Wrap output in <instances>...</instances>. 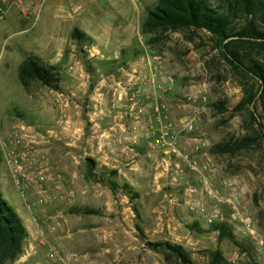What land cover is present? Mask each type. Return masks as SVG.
Listing matches in <instances>:
<instances>
[{
	"label": "rangeland",
	"instance_id": "374dc122",
	"mask_svg": "<svg viewBox=\"0 0 264 264\" xmlns=\"http://www.w3.org/2000/svg\"><path fill=\"white\" fill-rule=\"evenodd\" d=\"M155 3L44 0L30 8L24 1L0 21V196L26 230L11 264H209L216 248L232 264H264V136L249 113L264 125V108L258 97L239 104L259 82L233 68L205 30L149 41L141 24ZM73 27L85 36L73 39ZM149 50L175 78L172 116L197 119L207 183L187 174L169 184L152 157L138 147L134 154L110 129L112 77ZM239 51L264 63V47ZM29 53L57 67V90L37 81L23 88L18 67ZM190 89L206 101L186 104ZM246 136L255 140L235 153L211 150ZM218 222L239 244L218 238ZM163 241L181 245L190 263L146 244Z\"/></svg>",
	"mask_w": 264,
	"mask_h": 264
},
{
	"label": "trees",
	"instance_id": "16d2710c",
	"mask_svg": "<svg viewBox=\"0 0 264 264\" xmlns=\"http://www.w3.org/2000/svg\"><path fill=\"white\" fill-rule=\"evenodd\" d=\"M221 5L210 3V0H156L155 5L147 10L146 18L141 24V32L150 36L149 41L159 38L168 31L199 29L210 33L222 56L235 69L253 76L257 82L255 89H246L244 98L239 104H254L260 99L264 108V63L250 55L242 54L239 47H264V0H217ZM226 5V6H224ZM243 22L237 24L235 19L241 16ZM85 35L77 27L71 30V37L82 39ZM18 79L24 89L32 81L57 90L60 75L57 67L43 61L35 54L29 53L18 67ZM221 104V103H220ZM264 136V125L255 109L249 111ZM254 137H241L232 141L212 146L214 153H235L245 147ZM218 238H228L237 243L234 235L225 222L213 225ZM26 230L12 207L0 196V264H11L22 252V243ZM147 245L161 248L166 260L172 256L184 263H190L181 245L163 242H147ZM209 264H232L219 249L208 250Z\"/></svg>",
	"mask_w": 264,
	"mask_h": 264
},
{
	"label": "built area",
	"instance_id": "2783aa9c",
	"mask_svg": "<svg viewBox=\"0 0 264 264\" xmlns=\"http://www.w3.org/2000/svg\"><path fill=\"white\" fill-rule=\"evenodd\" d=\"M24 1L35 8L44 0H0V21L12 6L22 7ZM174 86L175 78L159 52L149 50L139 55L122 76L112 77L108 86L106 112L112 115L110 129L115 131L117 127L119 141L125 142L131 152L137 153L138 147L152 157L154 169H159L169 184L179 183L187 174L207 183L210 167L200 158L206 142L200 137L195 116H172L170 100ZM206 98L194 89L183 94L186 104L205 102ZM206 189L212 193L211 188Z\"/></svg>",
	"mask_w": 264,
	"mask_h": 264
}]
</instances>
